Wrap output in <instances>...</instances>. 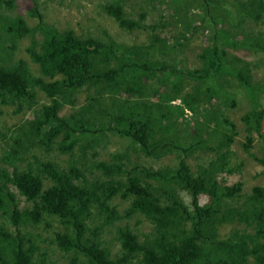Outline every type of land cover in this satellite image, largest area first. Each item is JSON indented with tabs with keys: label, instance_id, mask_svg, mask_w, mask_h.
Here are the masks:
<instances>
[{
	"label": "trees",
	"instance_id": "1",
	"mask_svg": "<svg viewBox=\"0 0 264 264\" xmlns=\"http://www.w3.org/2000/svg\"><path fill=\"white\" fill-rule=\"evenodd\" d=\"M215 2H201L200 19L212 35L198 55L200 67L187 69L166 55L188 46L200 27L194 22L183 24L188 35L164 38L151 26L150 44L125 46L111 37L58 29L45 21L35 0L30 10L37 24L30 26L13 14L14 0H0V114L6 106L16 112L33 106L36 87L49 99L33 120L9 128L10 135L0 129V143H8L0 157V264H47L46 253L37 259L41 248L29 229L51 216L65 228L55 233L54 244L69 264H264V186L243 197L241 181L219 182L221 174L235 172L227 159L237 127L220 111L221 93L203 89L215 82L221 90L235 78L251 96L264 93V80L255 82L251 64L237 54L264 53V32L250 27L251 20H263L264 0H235L230 9ZM104 10L123 29L143 27L120 0ZM25 38L39 76L14 56ZM80 91L87 96L75 108ZM66 105L75 108L68 117L60 114ZM242 120L250 135H260L264 106L255 103ZM210 129L218 146L208 147ZM110 134L128 139L148 159L173 155L175 164L139 167L128 152H116L109 161L94 162L100 173L94 176L89 155L96 158L95 146ZM252 140L247 137V152ZM53 147L70 156L68 166L37 163L35 156L21 166L33 148ZM197 151H215L216 157L195 173L189 159ZM254 158L264 168V154ZM43 175L51 182L47 187ZM116 197L129 203L122 213L112 205ZM24 200L32 206L21 209ZM133 216L148 221L150 231L140 238L128 223L117 226L120 247L114 254L104 245L105 229ZM226 224L233 227L222 234Z\"/></svg>",
	"mask_w": 264,
	"mask_h": 264
},
{
	"label": "rangeland",
	"instance_id": "2",
	"mask_svg": "<svg viewBox=\"0 0 264 264\" xmlns=\"http://www.w3.org/2000/svg\"><path fill=\"white\" fill-rule=\"evenodd\" d=\"M33 1L34 0H14L16 9L13 14H21L30 26H35L37 24V18L31 14L30 10L34 7ZM35 1L45 21L56 26L60 30L71 29L80 37L93 36L104 41L111 37L118 44L125 46L135 45L140 47L150 44L151 26L157 27L158 29L154 31V33L157 32L164 38L165 36L181 33L183 31L188 35L184 30L183 24L185 22L186 24L194 22L200 27H194L195 32L193 31V37L188 43V46L180 47L178 51H169L170 53L166 55L168 61L172 62L173 59L175 61L179 60L187 69L200 67L202 62L198 55L201 54L203 46L210 43L209 38L212 35L210 31L212 27L209 26L208 29V22H203L200 19L203 18L204 12V8H201L203 7L201 5L203 0H184L182 2H178L177 0H120L125 5L128 16L140 22L143 26L133 31L120 27L117 21L105 12L104 6L110 3L111 0ZM234 1L235 0H216L215 3L226 9H230L229 7H232ZM171 9L173 12L168 13ZM250 27L253 30L259 29L264 32V18L261 22H254L251 20ZM212 41L211 39V42ZM28 45H30L28 38L21 40L14 56L15 58H23L28 63V67L33 76H39V66L33 63L25 52ZM237 54L242 60L251 64V69L254 71V81L263 82L264 53H253L252 51L241 52L240 50ZM192 84L194 85L195 82L192 81ZM212 88L221 93L219 97L220 102H218L220 111L234 122L237 127V136L235 137L233 145L229 147L231 154L229 155V159H227L230 166L235 169V172L232 174H221L218 180L221 184L229 186L241 181L243 188L240 195L244 197L251 194L255 186H264V168L254 158V156L261 157L264 154V130H261L260 135H250L246 131V124L242 120L243 116H245L248 111L252 110L255 103L264 106V93H256L254 97L251 96L249 91L243 88L235 78L230 82L224 83L221 90L217 87L215 82H212L211 85H203V89L209 90ZM35 91L37 100L33 106L29 107L25 105L24 109L19 112H16L15 106H6L3 108L4 112L0 114V129L2 131L10 135L9 128L17 124H23L28 120H33L39 115L41 105L49 103L47 96L41 92L38 87L35 88ZM86 96L87 93L85 91L77 93V106L75 108L83 105ZM230 96H232V101H229ZM175 104H178V101ZM75 108L66 105L63 107L60 114L61 116L68 117ZM212 130L214 129L208 131L211 135H209L208 132L206 133L205 139L208 138V147H215L220 143L218 136L215 138L213 137ZM249 136H251L253 140L250 144L251 147L249 152H247L245 144H247V137ZM7 147L8 143H0V157L4 153L3 151L8 149ZM28 152L29 154L26 156V162L21 164V166H26L28 163L33 162V156L37 158V163L54 161L63 167L68 166V162L70 161V156L62 154L56 147H53V149L49 151L45 148H33ZM89 152L93 151L90 150ZM94 152H99V155L96 158L89 155L90 160L87 163V166L91 167V170H93L94 176L100 174L93 168L94 162L109 161L111 155L116 152H128L131 156V161L137 163L139 167L144 165L158 169L163 166H172L175 164V157L173 155L166 156L159 161L148 159L136 153L132 143L128 139L114 134H110L104 142L95 146ZM215 157V151H197V153L189 159V164L196 173L200 166L209 167L210 161ZM33 170L37 172L36 163L33 166ZM43 177L45 178V186H49L51 182L48 181L44 175ZM11 189L13 192H16L14 187H11ZM202 202H204V200ZM112 205L116 206L118 211L122 213L128 207L129 203L126 200L116 197L112 201ZM31 206L32 202H26L24 200L20 208H30ZM0 222H2L1 219ZM126 223H128L136 233H140V238H142L143 233H148L150 231V223L139 216L126 218L116 221L115 225H109L106 227L103 234V241L104 245L111 249L114 254L117 253L120 247L116 239V227L120 225L124 226ZM232 227L231 224L224 225L221 229L222 234L229 233ZM64 230L65 228L60 224L59 220L52 216L47 217L44 223L29 229V231L34 234L35 240L41 248V251L37 254V259H39L43 253H46L47 256L45 260L47 264H69L70 259L54 244L55 233L64 232Z\"/></svg>",
	"mask_w": 264,
	"mask_h": 264
},
{
	"label": "clouds",
	"instance_id": "3",
	"mask_svg": "<svg viewBox=\"0 0 264 264\" xmlns=\"http://www.w3.org/2000/svg\"><path fill=\"white\" fill-rule=\"evenodd\" d=\"M14 10H15V8H14ZM14 10H13V12H14ZM34 63V62H33ZM28 64V63H27ZM36 64V63H35ZM32 73V72H31ZM33 75V74H32ZM178 104H179V102H178ZM187 114H189V115H191V113L190 112H186ZM54 162V161H53ZM56 163V162H55ZM46 184V183H45ZM46 187V186H45Z\"/></svg>",
	"mask_w": 264,
	"mask_h": 264
},
{
	"label": "bare ground",
	"instance_id": "4",
	"mask_svg": "<svg viewBox=\"0 0 264 264\" xmlns=\"http://www.w3.org/2000/svg\"><path fill=\"white\" fill-rule=\"evenodd\" d=\"M259 55V54H258ZM260 57V56H259Z\"/></svg>",
	"mask_w": 264,
	"mask_h": 264
}]
</instances>
